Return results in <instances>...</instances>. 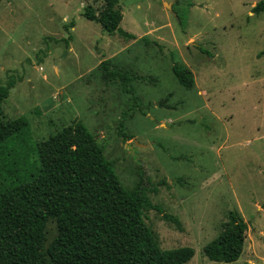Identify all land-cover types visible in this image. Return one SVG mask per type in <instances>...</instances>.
<instances>
[{
    "label": "rangeland",
    "instance_id": "1",
    "mask_svg": "<svg viewBox=\"0 0 264 264\" xmlns=\"http://www.w3.org/2000/svg\"><path fill=\"white\" fill-rule=\"evenodd\" d=\"M260 1L121 0V27L136 36L126 41L84 17L103 0H2L0 82H15L4 114L29 122L30 147L82 122L124 186L143 177L158 208L145 220L162 249L193 248L188 264H228L204 248L237 211L248 231L230 264H264ZM175 64L193 72V88L178 83ZM47 234L56 236L54 222Z\"/></svg>",
    "mask_w": 264,
    "mask_h": 264
},
{
    "label": "trees",
    "instance_id": "2",
    "mask_svg": "<svg viewBox=\"0 0 264 264\" xmlns=\"http://www.w3.org/2000/svg\"><path fill=\"white\" fill-rule=\"evenodd\" d=\"M121 8V0H103L100 11L87 6L83 15L111 35L136 40L121 27ZM253 12L264 13V0ZM110 65L105 60L100 66L105 79L111 78ZM173 73L182 87H194L188 67L175 64ZM14 85L0 82V264H188L194 258L191 247H160L145 220L147 211L158 208L143 177L134 188L124 186L115 161L82 122L30 147L29 122L8 119L2 108ZM164 219L180 225L173 216ZM50 222L57 234L48 242ZM247 231L243 216L230 212L219 236L204 248L205 255L237 262Z\"/></svg>",
    "mask_w": 264,
    "mask_h": 264
}]
</instances>
